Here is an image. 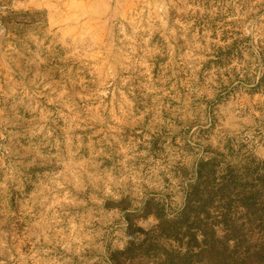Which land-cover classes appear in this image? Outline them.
I'll use <instances>...</instances> for the list:
<instances>
[{
  "label": "rangeland",
  "instance_id": "rangeland-1",
  "mask_svg": "<svg viewBox=\"0 0 264 264\" xmlns=\"http://www.w3.org/2000/svg\"><path fill=\"white\" fill-rule=\"evenodd\" d=\"M261 243L264 0H0V264Z\"/></svg>",
  "mask_w": 264,
  "mask_h": 264
},
{
  "label": "trees",
  "instance_id": "trees-1",
  "mask_svg": "<svg viewBox=\"0 0 264 264\" xmlns=\"http://www.w3.org/2000/svg\"><path fill=\"white\" fill-rule=\"evenodd\" d=\"M263 244H264V243H261L260 245H258V248L260 249V248L262 247ZM248 249H250V248L245 247V250H247V251H246V252H243V253H248ZM263 249H264V247H263ZM224 251H225V250H224ZM253 251H254V252H252V254H257V253H259L258 255H260L261 253H263V252H257V248H256V247H254Z\"/></svg>",
  "mask_w": 264,
  "mask_h": 264
}]
</instances>
